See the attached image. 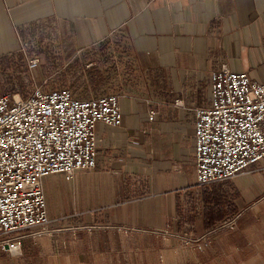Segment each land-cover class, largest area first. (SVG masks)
<instances>
[{"label":"crops","instance_id":"crops-1","mask_svg":"<svg viewBox=\"0 0 264 264\" xmlns=\"http://www.w3.org/2000/svg\"><path fill=\"white\" fill-rule=\"evenodd\" d=\"M33 30L84 61L92 87L76 97L118 95L120 122L96 123L94 168L43 178L52 232L3 236L0 264H264V160L198 185L194 138L213 70L264 82V0H0V61Z\"/></svg>","mask_w":264,"mask_h":264},{"label":"built area","instance_id":"built-area-1","mask_svg":"<svg viewBox=\"0 0 264 264\" xmlns=\"http://www.w3.org/2000/svg\"><path fill=\"white\" fill-rule=\"evenodd\" d=\"M210 82V107L195 110L198 185L233 178L264 160V82L226 66L213 70ZM97 122L119 124L118 95L83 99L67 87H35L24 97L0 95V238L22 237L29 228H37L34 237L52 232L42 180L56 173L72 178L94 168ZM232 225L225 222L214 230ZM182 240L199 242V248L208 241L207 235Z\"/></svg>","mask_w":264,"mask_h":264},{"label":"rangeland","instance_id":"rangeland-1","mask_svg":"<svg viewBox=\"0 0 264 264\" xmlns=\"http://www.w3.org/2000/svg\"><path fill=\"white\" fill-rule=\"evenodd\" d=\"M51 34L52 33L45 30H33L28 35L27 40L23 42L20 51L16 53L15 56L0 61V95L14 94L24 97L35 87H41L44 90L67 87L72 91L75 89L82 93L88 91V88L92 87L87 81L88 75L83 73L84 61L78 60L75 63L71 60L69 61L67 56L64 55L65 50L61 53L62 50L55 48V44L51 40L52 38H50ZM33 60H37L35 65H33ZM109 62L113 65L112 68H116L113 63L114 59L109 60ZM117 74L118 72L115 69L110 77L114 78ZM108 84H112V86L108 87L105 93L114 91L117 86L116 83L112 81ZM81 98L84 99L85 97ZM227 222L233 223L232 228L224 229H233L235 226L234 220H229ZM160 233L163 238H168V236L179 238L183 245L194 247L199 250L209 244L208 232L202 233L200 236H192L203 237L207 235L208 241H202L201 248L197 246L199 242L192 245H186L184 243L182 238L190 236L188 234L170 232L166 229L160 231Z\"/></svg>","mask_w":264,"mask_h":264}]
</instances>
